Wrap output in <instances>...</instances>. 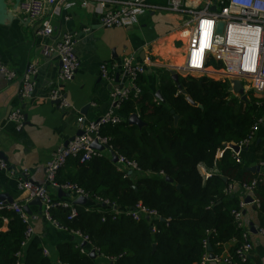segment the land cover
Returning <instances> with one entry per match:
<instances>
[{"label": "trees", "instance_id": "trees-1", "mask_svg": "<svg viewBox=\"0 0 264 264\" xmlns=\"http://www.w3.org/2000/svg\"><path fill=\"white\" fill-rule=\"evenodd\" d=\"M152 70L159 76L163 98L155 96L148 73L143 74L137 79L141 95L131 96L120 109L128 120L101 129L113 150L136 161L143 172L133 176L121 171L107 154L88 160L79 154L69 157L56 175L58 184H76L91 201L100 202L93 208L76 204L78 215L73 219L69 208L51 210L61 225L82 232L91 242L83 246L73 234L72 240L59 242L60 264H196L209 254L208 242L220 255L233 239V259L250 264L236 256L246 241V229L235 217V212H243L242 201L228 189L256 179L253 194L263 222L264 175L250 172L243 154L238 162L227 146L252 135L262 116L264 96L250 91L244 101L230 91L229 81L180 75L175 82L166 68ZM135 113L146 125L129 123ZM253 162L264 163V140L255 148ZM201 165L212 170L209 177L201 172ZM139 204L158 211L160 217L135 219L128 211ZM4 217L9 219V230L0 231V264H54L45 254V238L36 235L23 248L27 224L15 211L4 209L0 228ZM91 247L103 257H91Z\"/></svg>", "mask_w": 264, "mask_h": 264}, {"label": "crops", "instance_id": "crops-1", "mask_svg": "<svg viewBox=\"0 0 264 264\" xmlns=\"http://www.w3.org/2000/svg\"><path fill=\"white\" fill-rule=\"evenodd\" d=\"M149 1L151 4L166 6L169 0ZM207 1L186 0V6L188 9L199 10L204 8ZM8 4L11 7L14 1L8 0ZM99 11L95 3L86 8L82 5V0H71L69 5L61 6L57 12L50 9L38 21L30 22L16 9L12 21L0 24L1 58L17 71V76L11 81L0 73V153L5 155L6 158L3 159L15 172L14 177H10L8 171L0 168V194L9 193L13 202L28 204V194L17 188L18 180L25 177L24 173L35 183L46 182V163L59 146L79 131V116L96 120L110 109L111 85L100 73L103 62L121 63L128 56L143 61L150 54L152 64L148 66L146 73L149 86L157 98H160L157 95L160 92V79L152 68H166L172 76L173 68L184 63L186 39L182 38L181 30L188 19L187 14L150 10L132 25L108 28L101 23ZM46 21L52 26L49 37L37 33V29ZM65 32L79 35L76 52L81 59V67L74 79L64 84L65 96L72 105L68 110L50 99L52 89L59 84L60 62L58 57L47 52L50 45L57 43ZM32 63L38 68L36 88L31 99H23L20 93L23 75ZM17 108L24 112L25 117L20 129L9 119L11 111ZM263 140L264 125L257 129L254 138L243 151V159L249 163V171L251 167L257 166L259 170L256 173L264 175V165L253 162L254 150ZM200 170L204 175L212 173L205 165H201ZM133 176L138 174L134 173ZM232 193L243 202L247 197H252L253 200L256 198L239 183L233 185ZM68 194L70 196L59 197V192L54 191L58 198L74 203L76 198L71 193ZM99 203L89 201L86 206L98 207ZM30 211L31 214H27L35 236L41 235L46 239L45 254L54 264H60L57 245L59 242L72 240V234L46 222L38 205H31ZM3 221L0 231L6 232L9 230V219L4 217ZM261 224L258 206L253 201L246 203L242 226L248 231L253 245L250 264H264V235L259 232ZM235 245L234 239L227 242L223 253H230ZM209 264L216 263L211 261Z\"/></svg>", "mask_w": 264, "mask_h": 264}, {"label": "built area", "instance_id": "built-area-1", "mask_svg": "<svg viewBox=\"0 0 264 264\" xmlns=\"http://www.w3.org/2000/svg\"><path fill=\"white\" fill-rule=\"evenodd\" d=\"M70 2L71 0H21L18 11L25 19L35 22L42 19L50 9L57 12L61 6L69 5ZM93 3L97 4L100 9L101 23L108 28L132 25L146 11L150 10H167L187 14L188 19L181 30L182 38L186 39L184 63L181 66H175L174 71L182 76H208L215 80H226L229 81L230 86H232L233 80L239 79L246 94L252 91L259 98L264 96V0H208L204 8L199 10L188 9L186 0H169L166 6L151 4L149 0H82V5L86 8L91 7ZM221 22L224 23V27L222 34H219L218 25ZM37 31L39 35L49 37L52 31L51 23L46 21ZM78 38L79 35L75 32H65L57 43L51 44L47 49V52L58 57L61 63L59 84L52 89L50 99L54 102L60 101V106L64 110L72 107L65 96L64 84L72 81L81 67V59L76 52ZM151 64L150 54L146 55L143 61H137L134 56H128L121 63L103 62L100 66L101 77L111 85V105L108 112L96 120H88L84 116L78 117L79 130L83 133L75 136L67 146L63 144L52 153L45 166L46 182L44 184L31 181L26 175L27 173H24L25 177H21L17 182L18 190L28 194L26 202L29 203L34 198L41 199L44 219L56 228L70 232L78 237L80 242H86L87 245L91 243L87 236H84L80 231H69L66 226L61 225L52 217L51 210L69 208L71 209L69 219L78 215L74 203L54 196V191L57 192L59 189L71 193L76 199L81 196L90 197V195L76 184H58L56 175L69 157L79 154H81L82 160L107 154L112 160L114 157L117 158L115 164L119 170L136 174L143 172L136 161H131L113 150L109 142L110 139L101 134V129L105 124H118L128 120L120 113V109L131 96L137 98L141 95L142 89L138 85L137 79L146 74L148 66ZM37 72L38 68L35 63L30 64L24 72L20 91L23 99L32 98L36 88L35 76ZM0 73L8 81L17 76V71L10 68L2 60L1 55ZM9 119L15 122L20 129L25 122L24 112L20 108L14 109L11 111ZM262 125H264V108L262 116L252 128V135L240 144H233L238 145L239 150L236 151L232 145L227 146L232 150L238 162L241 161L244 147H248L257 129ZM95 141L107 148L104 151L95 149L93 147ZM223 152V150L220 151L218 157H221ZM0 168L8 171L10 177H14L15 172L2 158H0ZM146 174L152 173L147 172ZM210 175L205 174L206 177ZM262 182L264 183V178ZM257 183L258 181L254 179L250 185L242 186L248 192L253 193ZM228 190L232 192L233 185H230ZM253 202L259 207L257 198ZM245 204L242 201L241 207L244 208ZM4 209L15 211L27 224L22 241V247L25 248L35 236V231L30 225V218L24 209V204L0 200V212ZM128 212L135 219L160 217L158 211L151 210L141 204ZM242 216L243 212H235V217L241 226ZM259 232L264 235V221ZM245 237V243L236 250V256L243 262L249 260L253 249L247 230ZM92 250L96 251L97 257H103L95 247H91L88 253H91ZM83 251H85L84 248ZM212 261L216 264H238L231 253L215 255ZM210 262L208 254L196 264H209Z\"/></svg>", "mask_w": 264, "mask_h": 264}, {"label": "water", "instance_id": "water-1", "mask_svg": "<svg viewBox=\"0 0 264 264\" xmlns=\"http://www.w3.org/2000/svg\"><path fill=\"white\" fill-rule=\"evenodd\" d=\"M13 1H14L13 6L9 7L8 0H0V24H5L6 22H10V21H12L15 18L14 11L16 9H18V6H19V3H20L21 0H13ZM223 27H224V23L223 22L219 23V25H218V33L219 34H222ZM60 65H61V63H60ZM172 76H173V79L176 82L179 81V75L176 72L173 71L172 72ZM117 78H118V76H117ZM230 91L239 94L241 96L242 100H244V101L248 100L247 94H246V90H245L243 84L241 83V81L239 79H235V80L232 81V86H230ZM157 95L161 99L163 98L161 96L160 92H158ZM187 99H188V101L191 104H195V102L193 101V99L191 97H188ZM55 103L60 105V101H55ZM177 119H178V116H176V120ZM129 123L130 124H136V125H138L140 127L146 125L145 122H143L140 119V117L138 116V114H136V113L132 114L130 116ZM82 133H83V131L79 130L76 133V135H74L68 141H66L64 145L67 146L68 143L75 138V136L81 135ZM93 147L95 149H98V150H101V151H104L107 148L106 146L100 145L97 141H95L93 143ZM232 147L236 151L239 150V146L238 145H232ZM0 157L2 159L6 158L3 153H0ZM113 161L116 162L117 158L114 157ZM258 170H259V168L257 166H253V167L250 168V171H252L254 173H256ZM167 180L170 181V182L173 181L171 177H167ZM58 192H59V197L70 196V194L65 193V191H63L62 189H59ZM0 200H5V201H8L9 203H13V198L9 195V193H6V192L0 194ZM89 201H91V197L81 196V197H78L77 199L74 200V205H76V204H78V205L87 204ZM252 201H253L252 197H247L245 203H251ZM33 204L34 205H38L40 207V209L42 210V206L43 205H42L41 199L40 198H34L28 204L24 205V209H25V211L27 213L31 214L30 206L33 205ZM82 245L86 246L87 243L83 242ZM207 248H208V253H209V259L212 261L214 259V257H215V254H214V249L212 247V244L210 242L207 243ZM90 256L93 257V258H96L97 257L96 251L92 250L91 253H90Z\"/></svg>", "mask_w": 264, "mask_h": 264}, {"label": "rangeland", "instance_id": "rangeland-1", "mask_svg": "<svg viewBox=\"0 0 264 264\" xmlns=\"http://www.w3.org/2000/svg\"><path fill=\"white\" fill-rule=\"evenodd\" d=\"M216 65H217V63H216ZM217 66H219V65H217ZM236 96L239 97V98L241 99V96H240L239 94H237ZM92 204H93V203H92Z\"/></svg>", "mask_w": 264, "mask_h": 264}]
</instances>
